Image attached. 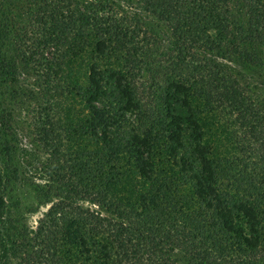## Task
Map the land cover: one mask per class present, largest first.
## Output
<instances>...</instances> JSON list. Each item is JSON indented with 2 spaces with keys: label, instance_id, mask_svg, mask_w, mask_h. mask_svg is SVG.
<instances>
[{
  "label": "trees",
  "instance_id": "trees-1",
  "mask_svg": "<svg viewBox=\"0 0 264 264\" xmlns=\"http://www.w3.org/2000/svg\"><path fill=\"white\" fill-rule=\"evenodd\" d=\"M263 52L264 0H0V85L38 78L46 206L5 215L0 96V264H264V99L232 66Z\"/></svg>",
  "mask_w": 264,
  "mask_h": 264
},
{
  "label": "rangeland",
  "instance_id": "rangeland-1",
  "mask_svg": "<svg viewBox=\"0 0 264 264\" xmlns=\"http://www.w3.org/2000/svg\"><path fill=\"white\" fill-rule=\"evenodd\" d=\"M5 47L8 51L11 50L9 40L5 43ZM262 58V64L257 66L240 61L233 62L232 66L244 75L258 95L264 99V52ZM37 79L30 69L19 63L17 81L13 84L0 85V96L13 113V126L17 139L13 164L18 169V176L5 192L7 198L5 215L22 217L29 224L35 223L46 209L37 196L38 187L43 181L35 173L43 158V151L34 140L26 115L29 106L37 99Z\"/></svg>",
  "mask_w": 264,
  "mask_h": 264
}]
</instances>
